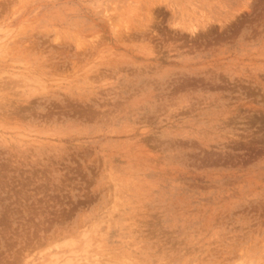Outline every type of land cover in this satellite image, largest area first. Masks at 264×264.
Segmentation results:
<instances>
[{"label": "rangeland", "instance_id": "obj_1", "mask_svg": "<svg viewBox=\"0 0 264 264\" xmlns=\"http://www.w3.org/2000/svg\"><path fill=\"white\" fill-rule=\"evenodd\" d=\"M0 264H264V0H0Z\"/></svg>", "mask_w": 264, "mask_h": 264}]
</instances>
